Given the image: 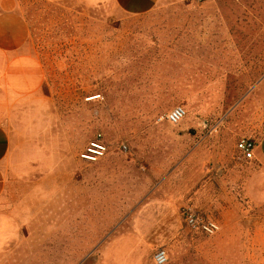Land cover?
Wrapping results in <instances>:
<instances>
[{
	"label": "rangeland",
	"instance_id": "374dc122",
	"mask_svg": "<svg viewBox=\"0 0 264 264\" xmlns=\"http://www.w3.org/2000/svg\"><path fill=\"white\" fill-rule=\"evenodd\" d=\"M87 1L21 0L43 74L4 112L12 184L3 264H153L160 247L144 241L134 216L165 207L180 217L188 206L240 230L205 236L180 217L176 239L163 246L167 264H264V178L235 151L223 167L212 154L216 114L255 91L254 100L264 78V0H172L210 6L165 10L173 15L161 20L113 18ZM181 34L219 36L225 71L197 73L202 59L185 47L204 43L166 36ZM177 105L186 111L178 125L156 122ZM239 107L237 132L248 123ZM98 136L108 153L83 161ZM198 140L205 153H183Z\"/></svg>",
	"mask_w": 264,
	"mask_h": 264
},
{
	"label": "crops",
	"instance_id": "0c3cea01",
	"mask_svg": "<svg viewBox=\"0 0 264 264\" xmlns=\"http://www.w3.org/2000/svg\"><path fill=\"white\" fill-rule=\"evenodd\" d=\"M43 1L54 3L61 0ZM86 3L97 7V9L105 10L106 15L113 16V18L128 16L147 20H157L158 18L161 20V17L173 15L172 13L163 12L165 10L183 9L184 7L190 8L192 6L207 8V6H210V3L172 0H88ZM155 36L156 38L163 37V35ZM166 36L182 42L204 43L203 45L196 44L195 46L190 47L187 45L185 47L187 53L190 51L198 52L202 59L198 62L203 69L196 70L197 73H217L225 71L223 69L225 66L220 65L221 63L225 64V60L223 57L217 56L216 45L214 44L220 40L219 36L214 34ZM186 57L189 59V55ZM187 66H190V62H187ZM220 66H222V69ZM42 74V64L34 52V47L31 42L30 23L22 11L21 0H0V243L7 239L8 231L3 228L4 222L6 221H4L5 217L2 214V207L5 196L12 184L10 168L8 166L10 135L3 124L4 112H9L10 108L8 109L7 106L11 107L13 104L11 102L9 103V99L20 97L23 93L28 95L38 89ZM256 89L258 92L254 100L252 93H255V91L247 95L245 105H236L235 108H231L226 113L227 115L216 114V120L214 121H219L222 127H220L219 133L215 136V145L212 154L216 161L221 163L220 167H223L226 156H230L234 151L237 152L235 148L236 142L241 138L250 139L254 142L253 158L250 161H241L238 164L248 167L255 162L259 177L264 178V78L257 83L253 90ZM239 106L244 107V112L246 113L243 115H238L237 113V116L245 117L243 122L248 121V123H246V127L239 128L237 132L236 127L232 126V120L235 118L233 112ZM253 107L256 111L254 114L249 115ZM230 128L233 129L230 130ZM204 141L198 140L197 146L184 149L183 153H205L206 147L203 145ZM234 141H236L235 145H233ZM224 179V177H219L216 179V182L224 183ZM157 209L154 212L148 209L142 210L134 217H136V225L141 230L140 235L144 236V231H148L144 241L163 248V246H168L176 239L181 229L180 217L176 212L172 213L171 211L165 210L167 209L165 207L159 211ZM140 218H150L151 221L146 224L143 220H139ZM215 221L218 222L217 220ZM218 224L220 225L219 222ZM220 226L221 228L223 227V235L237 233L240 230V228L231 225ZM12 232L13 230H10V233ZM0 264H3L1 256Z\"/></svg>",
	"mask_w": 264,
	"mask_h": 264
},
{
	"label": "built area",
	"instance_id": "2783aa9c",
	"mask_svg": "<svg viewBox=\"0 0 264 264\" xmlns=\"http://www.w3.org/2000/svg\"><path fill=\"white\" fill-rule=\"evenodd\" d=\"M186 116L183 106H174L170 111L157 117V123H168L170 125H178ZM237 153L244 161H250L253 158L254 142L247 138H241L235 145ZM108 146L100 137H96L87 144L80 158L88 163H94L102 159L108 153ZM121 151L127 149L126 145H120ZM180 217L184 226L191 232L202 234L205 236H214L221 230V226L215 220L203 215L195 208L188 206L180 211ZM153 264H167L168 255L165 249L159 248L152 257Z\"/></svg>",
	"mask_w": 264,
	"mask_h": 264
},
{
	"label": "bare ground",
	"instance_id": "6f19581e",
	"mask_svg": "<svg viewBox=\"0 0 264 264\" xmlns=\"http://www.w3.org/2000/svg\"><path fill=\"white\" fill-rule=\"evenodd\" d=\"M96 98H97L96 96H91V97L89 98V101H94Z\"/></svg>",
	"mask_w": 264,
	"mask_h": 264
}]
</instances>
